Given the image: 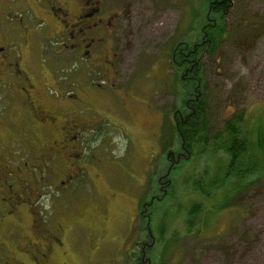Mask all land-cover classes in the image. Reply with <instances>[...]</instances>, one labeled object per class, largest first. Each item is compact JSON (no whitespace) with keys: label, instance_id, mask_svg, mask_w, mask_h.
I'll return each instance as SVG.
<instances>
[{"label":"rangeland","instance_id":"obj_1","mask_svg":"<svg viewBox=\"0 0 264 264\" xmlns=\"http://www.w3.org/2000/svg\"><path fill=\"white\" fill-rule=\"evenodd\" d=\"M230 1L222 42L197 57L198 80L182 78L171 53L182 42L200 45L204 0L105 1L117 14L118 58L106 76L92 70V84L101 87L78 106L82 139L68 157L72 173L79 168L72 180L65 181L59 146L32 154L27 141L38 137L37 125L30 115L19 122L17 106L9 112L17 126L15 166L31 170L38 220L62 229L64 255L54 253L55 264H123L138 240H154L150 264H264V144H255L264 141V0ZM197 81L205 86L206 144L182 152L170 133ZM240 114L254 143L241 181L227 176L230 156L213 139ZM46 134L43 144L54 139ZM26 177L21 172L13 183L22 196ZM22 217L21 232H28ZM8 256L0 250V264Z\"/></svg>","mask_w":264,"mask_h":264},{"label":"flooded vegetation","instance_id":"obj_2","mask_svg":"<svg viewBox=\"0 0 264 264\" xmlns=\"http://www.w3.org/2000/svg\"><path fill=\"white\" fill-rule=\"evenodd\" d=\"M105 1L0 0V223L5 225L0 231V250L8 249L10 259L3 264H55L59 262L53 257L56 252L64 253L58 238L62 229L58 233L47 230L38 220V193L31 187V170L15 166L17 126L9 112L17 106L21 111L14 113L19 122L25 124L24 117L30 115L37 125L38 137L27 141L32 154L53 150L51 144H57L66 165L65 181L75 178L79 168L72 173L74 163L68 157L73 143L82 139V127L76 124L81 113L78 106L101 87L92 84V70L106 76L118 58L117 14ZM184 44L172 49L171 59L186 50ZM22 129L21 134L26 127ZM45 131L54 136L47 144H43ZM21 172L27 174L22 185H27L25 196L13 190V183L21 181ZM24 213L29 219L28 232H21ZM40 242L44 252H40ZM134 246L123 264H150L154 240L148 244L138 240Z\"/></svg>","mask_w":264,"mask_h":264},{"label":"trees","instance_id":"obj_3","mask_svg":"<svg viewBox=\"0 0 264 264\" xmlns=\"http://www.w3.org/2000/svg\"><path fill=\"white\" fill-rule=\"evenodd\" d=\"M207 4V16L202 17V22L199 31V38L201 43L199 46L196 45V42H187L183 46L186 50L178 53L174 59H171L172 64L176 67L177 70L181 71V76L184 78H196L198 80L199 66L197 64V57L200 55H205V52L213 53L216 45L221 41V38L225 34L224 24H225V15L231 10V1L230 0H204ZM201 4V7L204 5ZM205 6V5H204ZM203 6V7H204ZM197 15V13H196ZM213 17L210 20L209 17ZM198 18V16H196ZM199 20V19H198ZM200 23V21H199ZM207 42L210 44V47H213L212 50H206L204 43ZM183 47V48H184ZM188 75V76H187ZM183 84V83H182ZM205 86L201 89L199 82H195V88L190 92L192 97L191 99L185 100L182 108L185 109V112L175 114V132L174 134L170 133V144L173 146L177 145L179 151L191 152L193 144L197 141H205L206 144V119L204 118L205 111V96L204 95ZM244 118L243 116L231 117L223 127V130L219 135L213 137L214 142L219 143L223 150H225L230 156V162L228 165L227 176L235 177L238 180H242L245 176L242 171V164L245 159L250 160L253 155V148L247 133H244L243 129ZM244 133V134H243ZM255 144L262 147L264 141L261 139L256 140ZM172 153L169 152L167 155V160L171 158ZM264 170V168H262ZM264 173V171H263Z\"/></svg>","mask_w":264,"mask_h":264}]
</instances>
